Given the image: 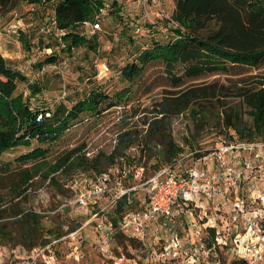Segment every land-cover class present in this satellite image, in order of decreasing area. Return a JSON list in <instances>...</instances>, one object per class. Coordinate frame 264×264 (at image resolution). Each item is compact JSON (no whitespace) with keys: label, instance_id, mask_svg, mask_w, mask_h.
Returning a JSON list of instances; mask_svg holds the SVG:
<instances>
[{"label":"trees","instance_id":"16d2710c","mask_svg":"<svg viewBox=\"0 0 264 264\" xmlns=\"http://www.w3.org/2000/svg\"><path fill=\"white\" fill-rule=\"evenodd\" d=\"M15 1L0 0V16L12 9ZM28 2L43 5L50 2L57 30L63 32L60 36H52L45 46L43 38H40V46L54 48L61 45L62 50L69 54L82 47L97 50V34L88 37L80 29L86 22L100 19L101 10L106 7L104 0ZM117 4L121 7L114 0L113 6ZM119 7L116 9L121 13ZM128 15L121 18L124 25L127 24ZM164 22L174 35L168 41H153L151 46L140 50L132 62L121 68L123 79L134 81L149 63L156 61L165 65L174 87L183 86L189 78L206 74L226 73L241 68H264V0H175L170 19ZM19 38L26 50L32 48L27 32L20 31ZM57 61L58 56L52 51L38 66L42 68ZM20 81L26 82L27 76L13 68L0 52V161L5 152L20 146L29 147L33 141L42 143L58 139L83 114L99 116L110 107L120 106L132 92L130 87H125L110 94L99 86H93L71 106L60 103L52 112L47 108L33 107L23 93H17ZM39 92H42V87L35 84L33 93ZM183 114H189L194 123V131L190 138H185V144L198 158L212 151L194 147L211 130L224 128L230 136L228 142H264V72L230 85L212 83L166 94L144 116L142 127L130 125L128 119L132 115L125 112L122 116L123 130L117 134L114 149L110 153L101 152L90 158L81 151L82 148H75L60 156L54 166L45 171L39 162L8 170L0 166V247L12 250L20 247L32 251L79 227L80 223L77 222L65 230L62 213L52 214L23 206L39 175L57 183L59 172L69 174L80 170L99 175L108 173V183L118 176L123 178L125 187H132L140 168L141 181H146L165 167L177 171L186 168L179 165L187 153L185 144L175 140L172 129L173 119ZM44 157L43 149L36 147L21 155L19 160H39ZM144 157L156 159L148 175L141 164ZM136 194L137 190L116 198L110 193L116 200L112 210L108 211V220L122 233L118 228L119 219L149 207L147 196L143 193L144 200L139 203L135 199ZM134 206L138 207L133 210ZM205 230L209 234L205 241L207 247L215 244L210 253L214 257L209 256L210 262L249 264L248 260L229 249L230 238L235 233L231 237L225 236L229 244H218L217 228L207 226ZM225 252V258L228 259L224 261L220 254ZM200 254L195 252V260L201 258Z\"/></svg>","mask_w":264,"mask_h":264},{"label":"rangeland","instance_id":"374dc122","mask_svg":"<svg viewBox=\"0 0 264 264\" xmlns=\"http://www.w3.org/2000/svg\"><path fill=\"white\" fill-rule=\"evenodd\" d=\"M104 2L108 4V7L103 8L99 16L101 29L92 32L91 26L86 24L80 29L88 37L94 33L97 34L96 51L82 47L69 54L62 50L61 45H56L54 48L40 46V38H43L45 46L52 36L63 34L57 30L50 2L47 4L45 2L43 5V3L32 4L28 0H16L14 7L0 16V52L9 60L13 68L27 76L26 82H18L17 93H23L33 107L47 108L54 112L60 103L71 106L93 86H99L110 94L125 87L132 89L120 106L110 107L99 116L83 114L56 140H47L42 143L33 141L29 147L20 146L5 152L0 166L7 167L8 170L39 162L43 164V171H45L46 168L54 166L60 156L75 148H82L81 151L90 158L98 156L101 152L110 153L114 149L117 134L123 130L122 116L125 112L132 115L128 119L130 125L137 124L142 127L144 116L149 114L154 104L166 94L212 83L230 85L264 72V68L233 69L226 73L189 78L183 86L174 87L165 71V65L156 61L149 63L140 77L128 82L122 78L121 68L132 62L140 50L151 46L153 41L165 42L174 34L169 27L165 26L164 20L156 17L154 13L156 7H148L150 15L148 19H144L142 7L135 6L132 0H124L128 12L126 14L130 13L127 24L124 25L121 22L122 14L116 9L119 7L118 4L113 6L114 0H104ZM172 7V0H163V9L169 16L172 14ZM119 8L122 12V8ZM136 25L141 26L139 31L136 30ZM11 26L14 27L11 28ZM9 28L11 32H8ZM20 31L29 34L32 43L30 50H26L20 41ZM52 51L56 52L58 61L40 68L38 63ZM35 84L42 87V92L33 93ZM172 129L175 140L185 144V138H190L194 131L193 120L189 114L175 117ZM223 139L230 140L224 128L211 130L202 137L198 147H194L202 148L203 151L213 150L222 143ZM36 147L43 149L44 158L19 160L21 155ZM185 150L187 153L183 161L179 163L182 168L196 163L201 168L213 167L212 162L198 161V156L194 155V151L186 144ZM155 163L156 159L144 157L141 164L146 168V175L152 171L151 166ZM139 172L141 175L142 168ZM99 178V174L84 173L80 170L71 171L69 174L57 173V183L46 180L42 175L35 178L33 188L23 206L27 205L52 214L62 213L65 230L70 224L80 223L76 230L54 240L49 247L43 246L45 250L37 264H214L213 260L210 262L209 259V256L214 257L212 253L206 255L199 250L197 252L201 253V258L195 260L196 250H193L191 245H187L178 253H174L172 249H166L174 233H179L181 236L186 230L191 231V226L181 223L183 218H180V223L174 226L162 220L152 223L144 237H137L129 232L122 233L117 228L111 230L105 226L108 211L113 208L112 195L97 196L88 205H82L77 201V194L98 184L97 182L101 181ZM133 181L140 187L139 177H135ZM112 186H115L113 180L107 184V187ZM259 190L264 193L262 184L251 187V179H246V182L242 184V195L248 202L253 197H257ZM135 199L139 203L144 200L143 191L139 188ZM259 203L260 201L257 200V203L251 204V207L260 208ZM137 207L134 206L133 210ZM101 210L102 212L96 216V213ZM200 211L201 209H196L194 215L195 212ZM101 221H104L103 227L97 228V224ZM208 237L209 234L204 227L200 230V234L196 235V239L201 238L204 241ZM34 253L33 250L26 251L20 247L15 250L5 246L0 247V264H28ZM226 255L225 252L223 255L220 254V257L225 261L228 259V257L225 258Z\"/></svg>","mask_w":264,"mask_h":264},{"label":"built area","instance_id":"2783aa9c","mask_svg":"<svg viewBox=\"0 0 264 264\" xmlns=\"http://www.w3.org/2000/svg\"><path fill=\"white\" fill-rule=\"evenodd\" d=\"M117 2L122 4L123 0ZM133 2L143 7L144 19L149 18L150 13L147 10L149 6L157 8L154 13L159 20L170 19L163 9V0H133ZM85 24L91 26L92 32L101 29L100 19ZM140 29L141 26L136 25V30ZM7 30L11 32L10 28ZM201 160L212 162L213 167L201 168L197 163L180 171L165 167L146 181H141L138 172L140 187L136 184L125 187L123 178L118 176L113 180L115 186L107 187L110 176L108 173H103L99 175L101 181L99 180L98 184L77 194V201L82 205H88L97 196L112 193L118 198L126 192H133L139 188L149 199V207L119 219L118 228L121 231L144 237L150 224L162 220L166 224L174 225L178 223L180 213H184L189 220L191 232L186 230L181 236L179 233H174L166 247L167 250L172 249L174 253H178L187 245H191L193 250L209 255L214 250L215 244L207 247L201 238L192 240V233L199 235L203 227L206 229L207 226H211L218 230L216 236L218 244H229L225 236L231 237L235 233L234 237L230 238L229 249L240 258L248 260L249 264L264 263V193L259 190L257 197H253L249 202L242 195V184L246 179H251V187L262 184L264 191V142L244 143L223 140L215 149L198 158V161ZM116 198L112 200L113 204ZM257 200L260 201V208L251 207V204L257 203ZM200 203H205L208 207L203 208ZM177 206L183 208L182 212ZM200 207L201 211L195 212L194 215V211ZM101 212L102 210L97 212L96 216ZM217 215L219 218L215 219ZM103 224L104 221L99 222L97 228H102ZM105 226L111 230L114 228L110 220L106 221ZM49 246L50 244L46 247ZM44 250L45 247L35 248L33 250L35 255L28 264H37Z\"/></svg>","mask_w":264,"mask_h":264},{"label":"crops","instance_id":"0c3cea01","mask_svg":"<svg viewBox=\"0 0 264 264\" xmlns=\"http://www.w3.org/2000/svg\"><path fill=\"white\" fill-rule=\"evenodd\" d=\"M132 2H133V0H132ZM172 2H173V7H172V11H173V9H174V7H175V0H172ZM124 0H123V3L122 4H120V6L124 9V11H123V13L121 12V14H123L122 15V17H124L125 16V14L126 13H128L127 12V8L125 7V5H124ZM133 4L135 5V6H137L134 2H133ZM150 7V6H149ZM143 8V7H142ZM150 8H152V7H150ZM144 11V10H143ZM129 15H130V13H129ZM142 17H144L143 16V13H142ZM200 205H202L203 207H205V208H207L208 206L205 204V203H200ZM177 209L179 210V211H181L182 212V210H183V208L181 207V206H177ZM200 209H201V207H200ZM210 211H212V210H210ZM219 215H217V218H215V219H218L219 217H218ZM180 218H183V220H182V222L181 223H187L188 224V221L189 220H187V218H186V216H185V214L184 213H180V215H179V221H178V223H180ZM175 225V224H174ZM173 225V226H174ZM189 225V224H188ZM170 226H172V225H170ZM191 232V231H190ZM124 233H127V232H124ZM130 233V232H129ZM130 234H132V235H134V236H136L135 234H133V233H130ZM184 234V233H183ZM138 237V236H137ZM192 238L193 239H195L196 238V235H195V233H192Z\"/></svg>","mask_w":264,"mask_h":264}]
</instances>
